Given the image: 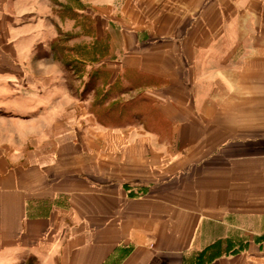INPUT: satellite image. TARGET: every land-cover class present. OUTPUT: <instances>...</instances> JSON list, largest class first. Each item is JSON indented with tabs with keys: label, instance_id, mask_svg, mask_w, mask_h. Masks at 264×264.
I'll list each match as a JSON object with an SVG mask.
<instances>
[{
	"label": "crops",
	"instance_id": "crops-1",
	"mask_svg": "<svg viewBox=\"0 0 264 264\" xmlns=\"http://www.w3.org/2000/svg\"><path fill=\"white\" fill-rule=\"evenodd\" d=\"M121 7L97 30L117 29L105 62L152 76L159 118L84 129L52 110L26 165L0 143V250L40 264H264V0Z\"/></svg>",
	"mask_w": 264,
	"mask_h": 264
},
{
	"label": "rangeland",
	"instance_id": "rangeland-1",
	"mask_svg": "<svg viewBox=\"0 0 264 264\" xmlns=\"http://www.w3.org/2000/svg\"><path fill=\"white\" fill-rule=\"evenodd\" d=\"M123 2L0 0V143L19 163L34 156L41 130L54 129L42 117L52 110L84 129L136 117L148 126L157 122L152 76L127 71L131 83L108 67L115 27L97 38L103 20L123 19ZM93 10L106 17L99 23ZM37 257L25 248L0 250V264H35Z\"/></svg>",
	"mask_w": 264,
	"mask_h": 264
},
{
	"label": "trees",
	"instance_id": "trees-1",
	"mask_svg": "<svg viewBox=\"0 0 264 264\" xmlns=\"http://www.w3.org/2000/svg\"><path fill=\"white\" fill-rule=\"evenodd\" d=\"M126 78L128 79L129 82L133 83L132 80H131V78H130V76H127V75H126ZM36 261H37V262H36L35 264H40V263L38 262V260H36Z\"/></svg>",
	"mask_w": 264,
	"mask_h": 264
}]
</instances>
